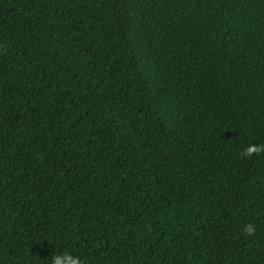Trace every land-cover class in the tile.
Listing matches in <instances>:
<instances>
[{
  "label": "trees",
  "instance_id": "trees-1",
  "mask_svg": "<svg viewBox=\"0 0 264 264\" xmlns=\"http://www.w3.org/2000/svg\"><path fill=\"white\" fill-rule=\"evenodd\" d=\"M251 146L264 0H0V264H264Z\"/></svg>",
  "mask_w": 264,
  "mask_h": 264
},
{
  "label": "clouds",
  "instance_id": "clouds-1",
  "mask_svg": "<svg viewBox=\"0 0 264 264\" xmlns=\"http://www.w3.org/2000/svg\"><path fill=\"white\" fill-rule=\"evenodd\" d=\"M264 151V146H251L246 149V154H251L252 152ZM244 232L248 235H251L254 232V228L251 224L244 226ZM51 264H83L82 260L68 253L63 255L55 254L51 257Z\"/></svg>",
  "mask_w": 264,
  "mask_h": 264
}]
</instances>
